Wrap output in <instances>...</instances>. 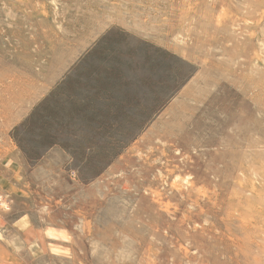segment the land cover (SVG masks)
I'll list each match as a JSON object with an SVG mask.
<instances>
[{"label":"rangeland","instance_id":"1","mask_svg":"<svg viewBox=\"0 0 264 264\" xmlns=\"http://www.w3.org/2000/svg\"><path fill=\"white\" fill-rule=\"evenodd\" d=\"M0 264H264V0H0Z\"/></svg>","mask_w":264,"mask_h":264}]
</instances>
